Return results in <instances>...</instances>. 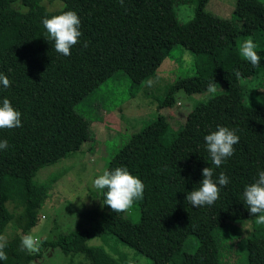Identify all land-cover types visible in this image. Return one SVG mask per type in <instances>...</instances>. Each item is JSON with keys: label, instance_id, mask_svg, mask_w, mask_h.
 <instances>
[{"label": "trees", "instance_id": "trees-1", "mask_svg": "<svg viewBox=\"0 0 264 264\" xmlns=\"http://www.w3.org/2000/svg\"><path fill=\"white\" fill-rule=\"evenodd\" d=\"M61 1L60 9L47 10L40 0H0V73L11 82L8 88L0 85V106L9 99L22 122V127L0 129V140L9 144L0 150V234L13 217L8 202L22 206L14 223L20 230L35 224L48 191L47 184L33 180L36 170L88 137L87 120L75 112V104L119 69L138 90L170 49L181 44L195 53L196 72L177 77L157 108L173 106L179 91L201 92L216 81L224 82L225 89L197 103L170 138L167 117L158 113L109 156L103 172L124 167L144 184L143 198L130 210L113 213L97 191L99 207L83 212L88 226L40 242L65 254H82L78 264H124L103 246L85 243L108 236L149 256L151 264H228L220 257L216 231L228 220L253 217L243 191L264 171V97L255 106L244 104L240 80L264 72V26L245 28L244 0L234 6L231 18H210L207 0H193V17L185 22L174 11L176 0H124L123 5L119 0ZM69 10L78 14L82 34L71 55L63 56L42 20ZM244 36L257 46L258 67L240 54L237 41ZM217 126L239 136L234 154L219 168L212 165L204 141ZM205 167L213 168L214 180L223 172L229 184L214 204L195 208L185 196L199 188ZM137 213L138 219L131 217ZM189 234L198 241L193 251L183 249ZM22 238L15 234L7 240L8 258L0 264H30L41 255V249L21 250ZM246 248L248 264H264V235L249 237Z\"/></svg>", "mask_w": 264, "mask_h": 264}, {"label": "rangeland", "instance_id": "rangeland-1", "mask_svg": "<svg viewBox=\"0 0 264 264\" xmlns=\"http://www.w3.org/2000/svg\"><path fill=\"white\" fill-rule=\"evenodd\" d=\"M40 1L47 10H56L63 6L61 0ZM244 1L246 5L242 11L248 16L245 28L249 30L255 23L264 26V0ZM237 2L239 0H207L205 4L207 16L231 18ZM254 4L259 8H255ZM15 6L22 8L18 2ZM194 6L193 0L184 2L176 0L173 8L177 18L185 22L193 17ZM248 39L249 36L239 37L237 41L239 51ZM194 57L195 53L191 49L175 44L163 58L156 72L148 77L138 90H132L131 78L125 71L119 69L104 78L78 101L74 110L86 118L88 137L82 140L77 149L36 170L33 180L47 184L48 191L37 210L35 224L26 232L20 230L21 228L14 223L17 213L22 211V206L8 202L7 206L13 217L0 235L8 240L15 234L22 237L31 234L41 241L55 238L59 234H67L77 227L88 226L90 223L83 212L99 207L98 190L93 188L92 181L103 174L109 156L126 142L134 131L139 130L158 113L167 117L170 125L167 137L170 138L175 129L184 122L186 114L197 103L225 89L224 82L216 81V92L212 94L207 92V88L192 94L179 91L175 95L176 102L173 106L157 108L177 77L196 72ZM240 80L243 103L248 106L257 105L264 97L263 70L257 71L252 76H242ZM148 81H153L152 86H148ZM131 217L138 219L139 213ZM254 235H264V225H258L254 216L242 220H228L215 234L222 261L228 264H248L246 241ZM85 243L103 246L109 253L119 257L124 264L152 263L149 256L110 236L103 240L92 237ZM197 244L196 236L189 234L183 249L193 251ZM40 249L41 255L32 259L30 264H78L83 259L82 254H65L56 247L40 244Z\"/></svg>", "mask_w": 264, "mask_h": 264}, {"label": "clouds", "instance_id": "clouds-1", "mask_svg": "<svg viewBox=\"0 0 264 264\" xmlns=\"http://www.w3.org/2000/svg\"><path fill=\"white\" fill-rule=\"evenodd\" d=\"M124 0H119L123 5ZM43 27L48 35L54 40L55 51L63 56L71 55V48L79 43L81 36L79 16L74 11H64L59 15L42 20ZM84 47H87L85 42ZM256 44L252 39L246 40L241 48V56L254 68L260 65V56L255 51ZM234 75L240 77L238 70H233ZM10 81L6 75L0 73V85L4 88L10 87ZM153 81H148V86H152ZM215 82L210 83L207 92H216ZM22 127L21 113L16 110L9 99L2 100L0 106V129H13ZM206 148L209 153L212 165L219 168L227 158L234 154V145L239 142V136L235 130L228 127L217 126L215 131H211L204 136ZM7 140H0V150L8 149ZM214 170L212 167L202 169L203 179L199 183V188L187 193L185 199L192 207L198 208L205 205H212L219 199L222 187L229 184V178L223 173H219L216 180L213 179ZM93 188L102 193L105 197L104 205H107L113 213H123L130 210L135 201L143 198L144 184L141 179L130 174L126 168L117 167L112 171L105 170L92 181ZM106 190V191H105ZM244 203L247 205L250 216L256 218L258 225H264V171L258 173V179L246 186L243 191ZM41 242L31 234L23 236L21 239V250L28 253H37L40 250ZM7 246V238L0 235V260H7L4 249Z\"/></svg>", "mask_w": 264, "mask_h": 264}]
</instances>
